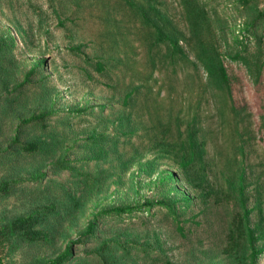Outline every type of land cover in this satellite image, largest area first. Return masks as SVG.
I'll return each mask as SVG.
<instances>
[{
    "label": "trees",
    "instance_id": "trees-1",
    "mask_svg": "<svg viewBox=\"0 0 264 264\" xmlns=\"http://www.w3.org/2000/svg\"><path fill=\"white\" fill-rule=\"evenodd\" d=\"M178 4L180 11L175 16L162 0H94L93 15L101 22L99 34H95L90 51L86 44L72 46L69 51L82 60L80 68L87 79L94 80V73L104 77L102 84L118 100V108L110 106L112 130L92 131L79 146L85 149L87 159L106 161L119 171L145 154H157L177 169L205 209L208 205L230 208L224 219L226 236L221 252L236 264H255L264 252V180L259 174L247 181L246 170L255 164L247 163L246 156L255 153L258 138L263 139L264 106H257L256 123L249 106L237 105L233 99L220 51L222 36L218 28L225 21L201 0H178ZM239 4L249 19L246 30L256 43L250 48L243 40H236L234 45L239 44V49H232L230 57L245 65L260 88L264 40L258 28L264 23V11L259 8V0H239ZM120 22L129 27L122 31ZM14 47L13 36L0 34V106L4 111L11 108L17 121L3 152L8 159L11 155L53 159L62 141L50 124L52 109L45 107L54 89L41 72L45 59L22 75L14 59ZM155 73L161 75L158 84ZM31 91H39L41 97L32 102L36 112L26 114ZM260 163L264 167V161ZM53 167L58 171L69 169L72 175L86 180L94 175L79 170L69 160L58 159ZM15 189L11 179H2L0 198ZM71 200L78 201L74 197ZM67 208L55 199L1 223L0 264H4V242L21 245L55 240L58 231L51 220L60 221L61 212H69ZM125 209L114 207L112 211L120 214ZM254 210L258 218L252 226L250 215ZM178 229L182 227L178 225ZM95 230V221H89L62 252L34 264H68L73 258L71 246L75 241H86ZM114 243L98 242L92 253L102 264H127L125 254L133 256L129 244ZM146 244L138 245L146 249ZM121 245L125 251L119 254L116 249Z\"/></svg>",
    "mask_w": 264,
    "mask_h": 264
},
{
    "label": "rangeland",
    "instance_id": "rangeland-1",
    "mask_svg": "<svg viewBox=\"0 0 264 264\" xmlns=\"http://www.w3.org/2000/svg\"><path fill=\"white\" fill-rule=\"evenodd\" d=\"M162 1L169 13L178 14V0ZM201 1L226 23L218 30L233 99L237 105L247 104L255 116L253 120L259 123L256 116L257 106H264V69L262 83L257 88L245 65L230 57L232 49H239V44L234 45L236 40H243L250 48L255 45L254 36L246 30L249 19L239 0ZM93 2L0 0V34L15 38L13 51L18 72L23 75L38 60L45 59L41 72L47 77L48 85L54 86L52 99L45 107L52 109L50 124L62 141L53 159L17 155L8 159L3 151L11 141L17 121L11 108L4 111L0 106V181L11 179L16 185L11 194L0 198V224L55 199L67 204L69 211L61 212L60 221L51 220L58 231L52 242L21 245L4 242L1 248L4 264H34L36 260L56 256L78 238L91 220L96 223L94 234L86 241H75L71 246L73 258L68 264H102L92 251L103 240L111 245L115 241L128 243L133 256L125 254L123 259L127 264H236L221 252L226 236L224 219L230 208L208 205L205 209L174 166L157 154L148 153L128 169L119 171L106 161L87 159L85 149L80 148L81 140L90 132L112 130L110 121L114 117L110 106L118 108V100L102 84L104 77L98 78L94 73V80L87 79L80 68L82 60L69 51L77 44H86L90 51L95 34H99L101 22L93 15L96 11ZM259 8L264 11V0H259ZM119 16L117 11L115 17ZM119 24L122 31L129 27L128 23ZM258 32L263 33L264 40V23ZM154 76L157 84L160 83L161 75ZM38 92L27 94L30 110L26 114L36 112L32 102L41 97ZM259 138L255 153L246 156L247 163L255 164L246 170L247 181L259 174L264 180V167L260 163L264 161V136ZM58 159L69 160L79 170L94 175L86 180L72 175L69 169L58 171L53 167ZM91 183L95 185L87 186ZM73 197L77 203L71 200ZM124 206L126 209L120 214L112 211L114 207ZM250 217L253 226L257 212L254 210ZM142 242L147 243L146 249L138 245ZM116 250L119 254L125 251L122 245ZM255 264H264V252Z\"/></svg>",
    "mask_w": 264,
    "mask_h": 264
}]
</instances>
